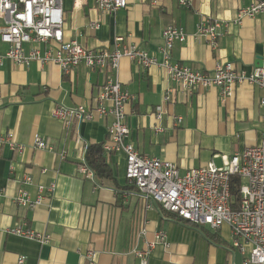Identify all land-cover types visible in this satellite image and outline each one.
Instances as JSON below:
<instances>
[{
    "label": "crops",
    "instance_id": "crops-1",
    "mask_svg": "<svg viewBox=\"0 0 264 264\" xmlns=\"http://www.w3.org/2000/svg\"><path fill=\"white\" fill-rule=\"evenodd\" d=\"M125 9L102 14L93 0H63L64 36L91 50H115L116 38L162 61L163 30L171 25L187 34L175 43L173 62L204 73L218 64L233 63L251 74L264 61V13L243 18L239 11L258 0H126ZM78 4V5H77ZM203 20L222 23L215 49L195 34ZM99 22V30L90 23ZM44 52L45 45L38 46ZM7 45L0 42V52ZM28 53L30 45L24 46ZM160 67L144 68L122 58L118 72L91 70L84 64L64 75L53 63L33 61L27 67L5 60L0 67V137L13 134L22 153L0 147V264H91L84 259L96 253L94 264H140L136 249L154 243L148 264H243L232 250L229 226L212 231L164 215L147 207L126 179V155L105 153L110 118L66 126L52 116L57 106L94 109L101 86L117 79L132 95L126 106L129 141L142 156L175 163L182 172L214 163L227 166L231 157L264 142V92L251 84H237L222 100L217 88H196L192 95L176 85ZM170 91V100L164 101ZM158 108L162 118L158 119ZM181 122L178 123L177 120ZM160 128V132L157 129ZM46 150L34 148L36 137ZM102 145L107 162L103 175L87 178L80 173L89 146ZM46 170L45 173L42 171ZM32 183H23L24 176ZM54 186L40 205L16 203L21 192L37 200L40 186ZM24 224L50 236L41 244L14 236L9 230ZM162 232L166 240L156 241Z\"/></svg>",
    "mask_w": 264,
    "mask_h": 264
},
{
    "label": "built area",
    "instance_id": "built-area-1",
    "mask_svg": "<svg viewBox=\"0 0 264 264\" xmlns=\"http://www.w3.org/2000/svg\"><path fill=\"white\" fill-rule=\"evenodd\" d=\"M102 12L117 13L126 8V0H93ZM182 7H190L191 0H179ZM78 5V4H77ZM264 13V0H258L239 11L238 23L243 18H254ZM63 0H0V42L8 46L5 53L0 52V67L5 60L17 66H29L33 61L42 64H57L64 75H70L81 65L91 70L118 72L122 58H128L144 68H162L172 82L192 95L196 88H217L220 97L226 100L232 96L237 84L248 83L264 92V68H258L251 74L235 69L233 63L218 64L211 73L194 70L187 65L175 63L171 50L177 42L187 39L185 30L174 25L163 30L164 46L161 48L162 61L155 56L124 44V38H116L115 50H91L76 41H66L64 36ZM98 21L90 23L92 30H99ZM222 23L218 20H203L197 28L195 37L206 38L213 49L221 36ZM25 45H30L27 53ZM45 45L42 54L39 47ZM94 109L57 106L52 116L64 122L66 126L93 121L97 116L110 118L107 127L109 140L104 145L105 153L122 152L126 155V179L133 185L147 207L157 206L197 227L218 231L229 226L232 235L231 249L244 258L243 264H264V142L247 148L231 157L227 166L218 168L214 163L205 168L182 172L178 166L167 160L140 155L129 141L130 128L126 106L132 95L123 90L120 82L108 78L101 86ZM170 100V91L164 101ZM264 108V98L260 102ZM158 119L162 118V108H158ZM181 122L180 119L177 120ZM157 131H161L160 128ZM7 145L12 152L22 153L23 145L17 143L13 134L0 137V147ZM34 148L46 150V142L36 137ZM43 173L46 170L42 171ZM80 173L94 178V173L86 164ZM240 180L239 196L232 195V179ZM23 183L30 185L32 178L26 174ZM37 200L32 201L26 192H21L16 203L34 208L42 202L45 194H51L54 186H40ZM1 192V190H0ZM9 233L27 240L48 243L50 236L36 232L21 224ZM166 236L156 233V241L162 242ZM154 243L147 244L143 250L136 249L135 256L140 264H148V258ZM84 259L95 263L96 253L89 251ZM25 257L19 259V264Z\"/></svg>",
    "mask_w": 264,
    "mask_h": 264
},
{
    "label": "trees",
    "instance_id": "trees-1",
    "mask_svg": "<svg viewBox=\"0 0 264 264\" xmlns=\"http://www.w3.org/2000/svg\"><path fill=\"white\" fill-rule=\"evenodd\" d=\"M86 165L94 173V175H103L107 171V162L104 156V150L102 145L89 146L86 153ZM240 180L238 178L232 179L231 189L232 195L237 199L239 196ZM164 215H171L175 218L182 220L181 218L162 210ZM184 221V220H182ZM187 222V221H185Z\"/></svg>",
    "mask_w": 264,
    "mask_h": 264
},
{
    "label": "water",
    "instance_id": "water-1",
    "mask_svg": "<svg viewBox=\"0 0 264 264\" xmlns=\"http://www.w3.org/2000/svg\"><path fill=\"white\" fill-rule=\"evenodd\" d=\"M260 67H262L263 66V63H264V61L263 60H261V58H258V60H257V62H256Z\"/></svg>",
    "mask_w": 264,
    "mask_h": 264
}]
</instances>
